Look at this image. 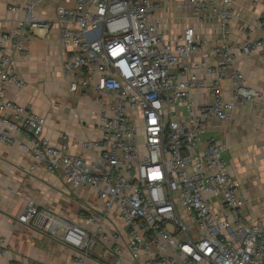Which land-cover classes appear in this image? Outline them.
Returning <instances> with one entry per match:
<instances>
[{
    "label": "built area",
    "instance_id": "obj_1",
    "mask_svg": "<svg viewBox=\"0 0 264 264\" xmlns=\"http://www.w3.org/2000/svg\"><path fill=\"white\" fill-rule=\"evenodd\" d=\"M43 1L8 0L16 19L0 34V141L31 133L29 143L19 144L30 150L33 168L61 172L74 188L95 187L103 210L87 219L92 231L34 202L21 221L74 249L78 262L89 258L101 237L113 264H264V221H248L225 145L204 136L213 120L230 118L236 104H258L259 92L246 86L234 60L264 49V36L231 44L234 1L189 0L199 19L217 21L221 43L213 49L218 63L193 68L189 59L202 41L188 27L181 42H165L155 0H61L53 22L36 16ZM54 23L68 52L63 73L71 78L70 90L98 93L103 137L88 144L101 148L96 164L51 144L41 135L45 117L5 98L8 86H26L14 54L26 52L35 29ZM256 24L264 27V17ZM200 67L211 82L191 74ZM227 79L235 86L229 100L222 87ZM195 89H206L210 102L197 104ZM113 216L126 227L125 245L116 246L120 235L104 224ZM9 253L0 235V256Z\"/></svg>",
    "mask_w": 264,
    "mask_h": 264
},
{
    "label": "crops",
    "instance_id": "obj_2",
    "mask_svg": "<svg viewBox=\"0 0 264 264\" xmlns=\"http://www.w3.org/2000/svg\"><path fill=\"white\" fill-rule=\"evenodd\" d=\"M155 1L160 4L156 20L165 42H181L188 27L194 28L196 39L202 41L189 59L192 67L202 61L216 64L221 60L213 50L221 44L219 25L214 18L199 19L189 0ZM233 1L235 16L230 22L228 42L236 44L248 38L263 37L264 27L256 22L264 17V0ZM60 2L44 0L38 4L37 18L55 21V10ZM7 6L8 0H0V34L15 24L16 15L8 11ZM67 53L55 23L51 28L35 29L26 43V52L14 54L26 86L23 89L8 86L5 98L44 116L46 124L41 135L51 144L66 147L70 153L82 155L89 163L96 164L101 148L88 144L99 142L103 137L98 126V93L92 89L70 90L71 78L63 73ZM234 68L243 74L246 86L259 92L258 104H236L230 118L213 120L204 136L214 137L225 145L229 170L240 185L248 221H264V111L261 109L264 107V49L237 56ZM192 73L207 82L213 80L205 67L192 69ZM222 87L225 98L231 99L235 89L232 80H224ZM192 97L197 104L210 102L206 89L193 90ZM31 135L15 132L14 142L0 141V235L10 248L9 254L0 256V264H113L114 256L107 251L101 237L89 258L78 262L74 249L29 222L21 221L27 206L34 202L39 208H48L92 231L95 225L87 219L103 210L95 187L74 188L65 182L61 172L52 173L42 166L33 168L30 150L19 144L21 141L29 143ZM110 219L113 220H104V224L107 229H116L120 235L121 243L116 246L125 245L128 239L126 227L114 216ZM128 255L126 249L125 256Z\"/></svg>",
    "mask_w": 264,
    "mask_h": 264
},
{
    "label": "rangeland",
    "instance_id": "obj_3",
    "mask_svg": "<svg viewBox=\"0 0 264 264\" xmlns=\"http://www.w3.org/2000/svg\"><path fill=\"white\" fill-rule=\"evenodd\" d=\"M140 139H141V140H143V136H142V133H141V135H140Z\"/></svg>",
    "mask_w": 264,
    "mask_h": 264
}]
</instances>
